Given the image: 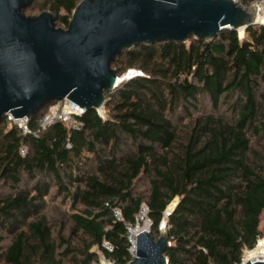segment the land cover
I'll return each mask as SVG.
<instances>
[{"label":"trees","instance_id":"trees-1","mask_svg":"<svg viewBox=\"0 0 264 264\" xmlns=\"http://www.w3.org/2000/svg\"><path fill=\"white\" fill-rule=\"evenodd\" d=\"M79 2L25 9L38 5L65 29ZM111 67L119 82L105 113L86 110L80 130L55 123L35 138L1 121L0 264H93L99 254L126 264L125 225L140 226L142 208L154 239L165 222L168 264H240L264 216V25L140 44ZM129 70L139 75L124 78ZM57 198L62 210L49 207Z\"/></svg>","mask_w":264,"mask_h":264},{"label":"water","instance_id":"water-1","mask_svg":"<svg viewBox=\"0 0 264 264\" xmlns=\"http://www.w3.org/2000/svg\"><path fill=\"white\" fill-rule=\"evenodd\" d=\"M33 1L0 0V123L7 113L32 118L64 98L99 112L118 84L111 64L124 50L190 37L212 41L222 29L244 32L262 24L257 5L245 8L233 0H80L63 29L48 10L25 16ZM148 226L135 235L126 264H168L165 222L156 239ZM240 264L264 260L242 258Z\"/></svg>","mask_w":264,"mask_h":264},{"label":"built area","instance_id":"built-area-1","mask_svg":"<svg viewBox=\"0 0 264 264\" xmlns=\"http://www.w3.org/2000/svg\"><path fill=\"white\" fill-rule=\"evenodd\" d=\"M233 1L238 3V0ZM137 75H139L138 71L129 70L125 73V78L129 79ZM118 80L119 78L117 79V82H119ZM84 112L85 110L79 107L76 103L72 102L67 98H64L48 104L45 113H43L39 117L34 129L29 130L28 128L29 121L31 120V118H13L9 113H7V115L3 118L2 121H5L8 126L17 127L23 135L30 134L32 137L37 138L43 131H45L49 126L55 123H62L70 129L80 130L82 125L78 118L81 117ZM19 151L21 154H24V147H21ZM143 210L145 213V208H142L141 213ZM113 216L117 220L120 219V212L118 209H113ZM125 228L129 232L128 239L131 244V248L129 251L131 256H133L134 252L132 250L131 228L128 225H125ZM103 246L105 247V249L109 251L111 250V247L108 244L103 243ZM257 260H264V253ZM97 264H114V262L109 259H106L104 256L101 255V257L98 258Z\"/></svg>","mask_w":264,"mask_h":264},{"label":"rangeland","instance_id":"rangeland-1","mask_svg":"<svg viewBox=\"0 0 264 264\" xmlns=\"http://www.w3.org/2000/svg\"><path fill=\"white\" fill-rule=\"evenodd\" d=\"M261 1H262V3H261ZM251 5H257V6H259L260 8H261V14L260 15H262V17L259 19V22L260 23H262L261 25H264V0H260V1H258V2H255V3H251ZM250 5V6H251ZM43 11L41 10V8L38 6V5H33V6H31L28 10L27 9H24V11H23V13H24V15L25 16H36V15H39L40 13H42ZM63 14V11H60L59 12V15H62ZM52 15L54 16V21H55V27H57V28H62V27H60L59 25H57V23H56V18H55V14L54 13H52ZM238 34H239V37H243L244 36V32L242 31V30H240L239 32H238ZM189 41V39L186 41V42H188ZM185 42V43H186ZM124 78H125V75H124ZM99 114H101V115H104V110L103 109H101L99 112H98ZM54 189H52L51 190V192L53 191ZM49 197V196H48ZM47 197V198H48ZM49 207H55V208H59V209H63V207H60V198H57L54 202L52 201V202H50L49 203ZM52 208V209H53ZM145 216V213H144V210L142 211V213L138 216V223H140L141 225H140V227L142 228L144 225H149V222H148V220L144 217ZM139 226V225H138ZM259 229L261 230V237H260V239L258 240V244L257 245H259V243L264 239V216L261 218V221H260V223H259ZM263 243V242H262ZM257 247V246H256ZM255 247V248H256ZM253 250V249H252ZM247 252V250L246 251H244V253H243V256H242V258H244V254ZM99 257H101V254H99ZM244 259H246V258H244ZM248 259H250V258H248ZM93 264H97V263H93Z\"/></svg>","mask_w":264,"mask_h":264},{"label":"bare ground","instance_id":"bare-ground-1","mask_svg":"<svg viewBox=\"0 0 264 264\" xmlns=\"http://www.w3.org/2000/svg\"><path fill=\"white\" fill-rule=\"evenodd\" d=\"M256 12H257V16H256V19L257 21L259 22V19L262 17L261 14V8L259 6H257V9H256ZM260 23V22H259ZM242 30V29H240ZM239 30V31H240ZM119 81V80H118ZM177 199H174L167 207V209H171L175 203H176ZM149 226L148 225H144L142 228L140 226H136L134 229H131V241L132 243L134 242V239H135V235L140 231V230H146L148 229ZM263 242V243H262ZM264 253V239L259 243V245H257L256 248H254L253 250H250V251H247L245 254H244V260H249V261H254V260H257L262 254ZM250 258V259H248Z\"/></svg>","mask_w":264,"mask_h":264}]
</instances>
